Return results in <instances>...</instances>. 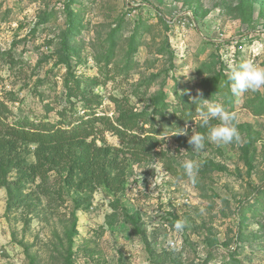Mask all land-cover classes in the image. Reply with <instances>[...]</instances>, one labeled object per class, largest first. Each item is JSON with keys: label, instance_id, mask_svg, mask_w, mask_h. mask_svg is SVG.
<instances>
[{"label": "rangeland", "instance_id": "obj_1", "mask_svg": "<svg viewBox=\"0 0 264 264\" xmlns=\"http://www.w3.org/2000/svg\"><path fill=\"white\" fill-rule=\"evenodd\" d=\"M0 116L98 119L126 166L93 193L14 169L0 264H264V0H0Z\"/></svg>", "mask_w": 264, "mask_h": 264}, {"label": "trees", "instance_id": "obj_2", "mask_svg": "<svg viewBox=\"0 0 264 264\" xmlns=\"http://www.w3.org/2000/svg\"><path fill=\"white\" fill-rule=\"evenodd\" d=\"M97 120L87 121L89 127L78 125L69 130L47 124L28 128L23 124L7 123L0 116V186L14 169L19 173L15 183L20 184L27 180L34 182L47 170L46 167L72 163L75 167L69 176L74 182L72 173L76 170L79 190L93 193L99 186H105L111 192L120 191L126 175L122 156L125 152L110 145H98L94 124ZM119 133L125 135L122 131ZM33 146L35 164L27 166L21 159L11 164L19 158L22 150L30 154ZM133 149L135 161H141L138 153L142 148L134 145Z\"/></svg>", "mask_w": 264, "mask_h": 264}, {"label": "built area", "instance_id": "obj_3", "mask_svg": "<svg viewBox=\"0 0 264 264\" xmlns=\"http://www.w3.org/2000/svg\"><path fill=\"white\" fill-rule=\"evenodd\" d=\"M173 245H174V243H173Z\"/></svg>", "mask_w": 264, "mask_h": 264}]
</instances>
